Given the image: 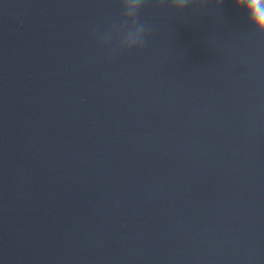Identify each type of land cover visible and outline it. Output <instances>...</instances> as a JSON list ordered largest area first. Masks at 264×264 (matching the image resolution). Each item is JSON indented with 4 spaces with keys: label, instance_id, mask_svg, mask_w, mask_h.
I'll return each mask as SVG.
<instances>
[{
    "label": "clouds",
    "instance_id": "9594fccd",
    "mask_svg": "<svg viewBox=\"0 0 264 264\" xmlns=\"http://www.w3.org/2000/svg\"><path fill=\"white\" fill-rule=\"evenodd\" d=\"M159 3L166 4L173 12L182 13L190 7L203 9L213 3L220 7L223 0H159ZM232 4L238 11L243 12L247 23L264 40V0H232ZM144 7L145 0H122L119 22L113 23L97 37L101 46L116 42L109 55L139 50L145 46L151 29L140 20V12Z\"/></svg>",
    "mask_w": 264,
    "mask_h": 264
}]
</instances>
